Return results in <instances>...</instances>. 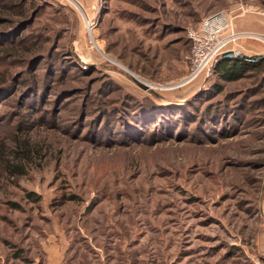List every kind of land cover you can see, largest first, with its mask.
Segmentation results:
<instances>
[{
	"label": "rangeland",
	"instance_id": "obj_1",
	"mask_svg": "<svg viewBox=\"0 0 264 264\" xmlns=\"http://www.w3.org/2000/svg\"><path fill=\"white\" fill-rule=\"evenodd\" d=\"M238 4L0 0V264H264V66L178 86Z\"/></svg>",
	"mask_w": 264,
	"mask_h": 264
},
{
	"label": "built area",
	"instance_id": "obj_2",
	"mask_svg": "<svg viewBox=\"0 0 264 264\" xmlns=\"http://www.w3.org/2000/svg\"><path fill=\"white\" fill-rule=\"evenodd\" d=\"M253 10L252 6L238 4L204 18L198 26L188 27L187 38L191 45L188 72L178 86L197 80L213 66L218 57L228 51V46L243 36L232 31V20Z\"/></svg>",
	"mask_w": 264,
	"mask_h": 264
},
{
	"label": "crops",
	"instance_id": "obj_3",
	"mask_svg": "<svg viewBox=\"0 0 264 264\" xmlns=\"http://www.w3.org/2000/svg\"><path fill=\"white\" fill-rule=\"evenodd\" d=\"M232 31L235 34H242L246 40L242 47L248 48L250 56L259 55L261 52H253L257 46L249 39L264 38V13L257 12L255 7L250 12L235 17L232 20ZM253 49V50H251ZM47 264H66L64 252H52L47 256Z\"/></svg>",
	"mask_w": 264,
	"mask_h": 264
},
{
	"label": "trees",
	"instance_id": "obj_4",
	"mask_svg": "<svg viewBox=\"0 0 264 264\" xmlns=\"http://www.w3.org/2000/svg\"><path fill=\"white\" fill-rule=\"evenodd\" d=\"M264 66V58L257 60H243L238 58L222 57V54L218 57L214 63V74L218 79L224 82H237L250 72L260 70ZM33 200L32 195H30Z\"/></svg>",
	"mask_w": 264,
	"mask_h": 264
},
{
	"label": "water",
	"instance_id": "obj_5",
	"mask_svg": "<svg viewBox=\"0 0 264 264\" xmlns=\"http://www.w3.org/2000/svg\"><path fill=\"white\" fill-rule=\"evenodd\" d=\"M222 57L238 58V59H243V60H257V59H263L264 54L249 56V55L243 54L241 51H233V50L229 51L228 50L222 54ZM144 87L147 88L148 86H144Z\"/></svg>",
	"mask_w": 264,
	"mask_h": 264
}]
</instances>
